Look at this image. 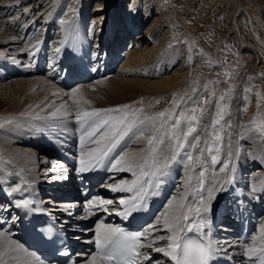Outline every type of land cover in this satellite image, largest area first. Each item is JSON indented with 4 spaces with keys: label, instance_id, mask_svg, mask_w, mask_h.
<instances>
[{
    "label": "bare ground",
    "instance_id": "1",
    "mask_svg": "<svg viewBox=\"0 0 264 264\" xmlns=\"http://www.w3.org/2000/svg\"><path fill=\"white\" fill-rule=\"evenodd\" d=\"M98 1L95 13L98 12L99 14L94 16L91 26L88 27L86 24L87 14L85 9L82 10V8L86 4H90L92 0H76L74 6L68 9L64 15L65 24H61L60 21L57 20V17L62 14V0H19V3H17L16 0H0V114L7 125L11 124L7 127V130H4L1 134L2 136L0 135V157H3V160L0 161L1 195H12L18 201L30 199L35 205H40L39 192L50 186L57 187L58 185V176L56 174H59L57 173L59 172V166L53 167L58 168V170H48L47 163L49 161L46 155L43 153L39 154L36 147L35 149H37V151L31 149L33 148L32 146H37L38 144L40 147L39 149H42L44 146L40 142L43 141V138L37 134L35 138L32 139L30 135H35V126L31 125L30 128L24 125L21 126L20 124L21 122L26 124L29 121L28 119L32 120L31 115L34 116L37 113H39L41 117L40 120H62L65 124L75 119L76 105L73 104L72 100L69 102L64 101L67 93L64 92V90L61 91L58 86L51 84L47 78L36 75L35 67H30L33 61H36L37 57L44 55L50 40H54L53 43L56 44L53 50L55 54L53 56L48 54L50 57L49 62L76 63L78 66H82L85 71L89 69L91 76L96 75V77H99V73L103 71L114 70L112 66L115 65L119 57H121L122 54H120L121 51L119 49L123 44L129 42L132 46L135 45L128 49L127 56L124 54L125 58L122 61L121 68L113 79L105 78L93 84H84V81H82V83L76 86L80 89L78 97H82L85 100H106L108 97L127 99L140 92H151L155 94L166 93L173 91L184 81L187 72L182 66V55L177 54L176 57H174V55L166 56L164 54L162 57L160 53L154 52L149 46L146 47V49L140 50V47L150 40L147 38L148 36H146V33H150L148 32L149 26L147 27L145 35H132L135 34L146 20L151 19L152 12H150L148 6L145 5L147 0H144V3L143 1L134 0V4H136L132 7L134 9L137 5L141 7L142 3L145 5L141 13L144 19L142 20L141 16L140 20H138L139 15L137 17V22L133 23L135 22V18L128 17L125 22L130 25L132 23L135 24L131 31L128 32H126L123 25H121V20L116 19V12L119 5L121 4L122 6L123 1L119 0L118 2L117 0L111 8L108 5L111 0ZM134 9H132V12ZM123 11H126L124 7ZM78 17H80V20ZM100 17H103V19H100ZM232 18L235 20L236 16L234 15ZM157 21L158 17L154 19L153 25L156 24L155 22ZM92 42L96 44V46L90 48V43ZM245 47L248 53L254 56L253 63L255 67L259 61L257 50L251 45ZM58 48L60 49L59 52L57 51ZM179 61H181L182 64L174 71L173 68L178 66ZM20 63L24 64L23 68L19 65ZM11 64L15 67L17 66V70L13 71L12 69L14 66H11ZM85 67H87V69ZM257 69H262V67L257 66ZM12 71V75H14L16 79L14 78V80L9 83H3L5 81L4 77L7 74L9 75ZM28 75H30V77L27 78ZM142 76H144L145 79H140ZM100 83L103 85V90L95 89ZM86 89L90 91L95 89L96 92H89V90L86 91ZM240 99L239 93L236 96L234 106ZM37 105L40 107H37ZM61 105H63L64 110L69 111L70 114L63 118H51L49 113L55 111L56 108ZM81 106L84 107L85 110H89L85 104ZM42 108H44L45 111H41ZM233 113L235 114V111ZM211 114V112L208 113L202 121V125L205 129L210 124ZM18 125H20V127H18ZM8 135H12L13 137L11 136L12 138L3 140V137H7ZM148 136H150V134L144 135L143 139L137 140L136 143L132 144V148L134 147V149L127 151L132 153L143 150V148L138 149L135 147L140 146L141 143H146ZM125 142H120L116 150H114V153L119 151V148L121 150ZM13 145L16 146V148L11 149ZM207 145L205 146L206 148L208 147ZM80 147H82V145L79 146V148ZM145 151L146 150H144V152ZM37 153L43 156L42 159L44 162L40 164V168H43V172L48 174L47 179L39 178L38 173L34 175L36 172L32 173L28 168V162L32 160L36 162L35 165L37 168ZM238 159L240 158L233 156L232 167L227 170V174L224 173L226 175L219 174L216 176L215 167L211 166V161H209L210 158L208 159L207 157L202 163H196L195 171L189 169L193 177L191 184L187 185L189 203L194 204L198 199L199 193L196 191V185L199 180L196 179V176L197 178L199 176L197 170L203 168L205 165L208 169L206 171L208 178L204 180L205 187L219 183L221 185L224 184L227 189L221 190L213 201L210 213L213 221L218 220L224 210L226 201L233 197V193L236 195L237 191L234 190L233 187L238 188L244 182V180L242 181L240 179L242 178L240 172H242L241 174L246 173L248 168L244 166L241 171H236L234 168V161ZM152 161L153 160H149L146 165L149 171H152L154 167ZM241 162L243 163L244 160ZM258 164L259 162L255 158L251 159V166ZM175 166L177 165L173 162L168 171V175L164 178L166 183H163L162 186L157 189L155 195L150 196L156 198L158 195H165V193H167V189L173 184V178L176 177L179 172ZM36 168L34 169L35 171ZM189 170H186V172L181 175L182 179L178 182L179 185L176 187L177 191L175 195L173 194L174 196H179L181 193L185 192ZM110 172L113 173L114 176L115 174L121 175V173H124L114 170ZM51 173H53V176ZM130 176L131 177H126L124 179L130 182L134 179L132 175ZM213 176L218 177V179ZM209 177H211V180ZM256 178L263 180L264 170L255 173L254 179L256 180ZM226 181L230 182L226 183ZM253 186V194L258 195L254 203L260 199L264 200V183L262 185L254 183ZM230 188L231 191L229 193ZM131 195V193H124L123 198H128ZM240 197L244 198L243 195ZM255 197L256 196H253V199ZM48 209L51 210L50 207H48ZM262 227H264V219L259 230ZM158 233L159 235L164 234L163 231ZM10 242L13 241H10L9 237L0 233V244H2L0 247V262L4 261L3 263L9 264L41 263V260L37 258L33 252L25 250L17 242ZM161 242V245H166L167 243L166 241ZM89 259L84 260L82 264H85V261Z\"/></svg>",
    "mask_w": 264,
    "mask_h": 264
},
{
    "label": "rangeland",
    "instance_id": "2",
    "mask_svg": "<svg viewBox=\"0 0 264 264\" xmlns=\"http://www.w3.org/2000/svg\"><path fill=\"white\" fill-rule=\"evenodd\" d=\"M122 1V6L119 3L116 19L121 20V25H123L126 32L129 29V31H131L135 26L133 23L137 22V17L139 15L138 20H140L141 16L142 20L144 19L143 14L141 15L144 10L143 6H148L150 12H152L151 19L146 20L140 26L141 29L139 28L135 34H132L143 36L149 26L148 32L150 33H146V36H148L147 38L150 40L147 43L144 41L145 43L140 47V50L146 49V47L149 46L154 52L160 53L162 57L164 54L166 56L174 55V57H176L177 54L182 55L183 64L179 61L178 66H175L173 69L175 71L182 64L187 75L184 81L171 92L157 94L140 92L127 99L108 97L106 100H91L90 105H86L87 109L91 111L94 108H115L125 104L132 106L129 111L132 109H143L144 111L138 114L137 127H142L144 135L150 134V136L160 127L159 119L154 125L148 123L150 117H158V114L161 112L174 114L182 111L185 115H188L191 114L189 109L193 107L205 109L203 112L197 111L195 113L198 117V123H196L195 126L198 129L202 148H206L205 146L208 144V147L211 146L219 149L218 159L220 163L214 166L215 169H218L222 163L230 162L232 165L233 156H237L240 159L234 161V168L239 172L244 166L249 168V166H251V159L255 158L260 165L258 164L251 167L252 171L250 170L248 171L249 173H243L241 176L246 180L249 190H252L254 183L262 185L264 179L256 178L255 180L254 174L264 170V0H147L145 5L143 4L144 0H139L140 2L143 1L141 4L142 6L140 7L137 5L135 9L132 8L136 5L134 4V0ZM97 2L99 1L92 0L90 4H86L87 6L85 5L82 8V10L85 9L87 14L86 24L88 27L91 26L94 16L99 14L98 12L95 13ZM116 2L117 0H111L108 5L111 8ZM75 3L76 0H62V14L57 17V20H64L65 13L68 9L72 8ZM123 7L126 11H123ZM132 9H134L133 12ZM234 15L236 16L235 20L232 18ZM128 17H134L135 20H133L135 22L131 25L127 24L125 20H127ZM156 17H158V21L153 25V21ZM78 19L80 20V17H78ZM53 41H49V49L55 46L56 43H53ZM128 44L130 43L127 42L123 44L124 47L122 45L119 49L121 51L120 54L123 56L121 55L115 63L118 64L117 68H114L113 71L110 70L99 73V77L102 75L106 76L92 80L88 84L99 82L105 78L113 79L121 68L122 61L129 51L128 49L135 46ZM92 45L96 46V44L92 42L90 48H93ZM247 45H251L257 50L259 61L255 67L253 63L254 56L248 53L245 47ZM124 54L126 55L124 56ZM19 65L23 68L24 64L20 63ZM11 66L14 65L11 64ZM257 66L262 67V69H257ZM16 67L14 66L12 70H17ZM13 71L4 77L5 81L3 83H9L14 80V78L16 79V77L12 75ZM28 77H30V75H28L27 78ZM140 79H145V77L142 76ZM102 86L103 85L100 83L95 89L103 90ZM95 89L91 91L88 90L89 92H96ZM245 89H248V91L245 92ZM60 90L63 91V89ZM88 90L86 89V91ZM64 92L67 93L64 101L69 102L71 100L69 97V90H64ZM239 93L241 99L234 106L236 96ZM221 96L225 97L223 101L219 99ZM234 111L235 114L233 113ZM210 112L212 113L209 121L210 124L205 129L202 125V121ZM36 115H31L32 120L28 119L27 125L23 122L20 123L21 126L24 125L30 128L31 125L35 126V136L39 133L43 136H48L52 131L53 134L56 133L57 135L63 136L72 135L76 139H79L81 136V132H78L81 129L80 124L74 123L71 125L72 121L70 119H68L70 121L65 124L62 120L36 119ZM140 120L145 121L147 126H141L139 124ZM213 121H218V123L213 126ZM10 125L5 123L4 118H2L0 114V135L4 130H7V127ZM183 126L185 125L182 122V127ZM18 127H20V125H18ZM38 127L42 129L47 128L48 131L44 130L38 133ZM133 132H136L135 128ZM213 133L217 134L220 139L217 140ZM53 134L50 136L54 137ZM196 134L197 133H193V135ZM11 136L12 135L3 137V140L10 139L13 137ZM39 136L41 135L39 134ZM30 137H34V135L31 134ZM126 138H130L131 142H129L127 146L126 140L122 141L125 142L124 146L129 148L128 151L134 149V147L132 148V144L137 142L135 136L130 133L129 136L124 139ZM54 139H59V137L56 136ZM191 139L192 137H189V140ZM80 144L81 141H79V146H81ZM32 147L31 149L33 150L35 147L37 149L40 148L39 144ZM92 147H94V145H92ZM14 148H16V146L13 145L11 149ZM135 148H143V150H146V158L148 161L152 160L147 154V143H141L140 146ZM37 149L34 151H37ZM118 150L120 151V148ZM188 151L192 153L194 160L199 156L196 149H188ZM230 153L231 156L229 155ZM39 154H37L36 159L38 164L37 168L35 165L36 162L33 160L28 162V168L32 173L36 172L34 175L38 173L39 178L47 179L48 174L43 172V168H40V164H42L44 160L42 159L43 156ZM206 157L208 159L210 158L207 151L200 157V161L203 162ZM2 160L3 157H0V161ZM242 160H244L243 163L241 162ZM174 163L177 165L175 167H179L181 175L186 172V170H189L183 153L181 157L178 158V161ZM47 165L48 170H58V168H53L57 166L55 161H49ZM35 168L36 171L34 170ZM203 169L206 171L208 170L206 165ZM59 170L61 169L59 168ZM199 170H197V172ZM206 171L204 180L208 178ZM224 173L227 174V170L223 173L216 171V176ZM51 175L53 176V173H51ZM130 175L129 172L124 171L123 174L121 173V178L131 177ZM187 175H189V173ZM216 176L213 177L218 179ZM210 178L211 177H209V179ZM196 179L199 180L200 178L196 176ZM243 184H241V186L245 188ZM235 188L237 187H233L234 190H236ZM176 191L177 189L175 192ZM230 191L231 188L229 193ZM253 191L254 186L252 193ZM236 196H242V193L237 191ZM1 246L2 244H0V247ZM3 262L4 261L0 263L9 264Z\"/></svg>",
    "mask_w": 264,
    "mask_h": 264
},
{
    "label": "snow or ice",
    "instance_id": "3",
    "mask_svg": "<svg viewBox=\"0 0 264 264\" xmlns=\"http://www.w3.org/2000/svg\"><path fill=\"white\" fill-rule=\"evenodd\" d=\"M19 3V0H16ZM103 19V17H100ZM65 24L64 20L60 21ZM35 47V46H34ZM59 52L60 49L58 48ZM69 74L74 69L69 66ZM251 79V78H249ZM248 89H245L247 92ZM71 100L75 109V120L81 127V145L84 150L79 157V173H87L96 167H104L107 161V170L118 172H129L134 179L130 182L120 179L109 185L113 193H131L128 198L119 199V208L116 209V215L124 219L133 217L135 213L142 211L147 205V198L155 195L173 162L183 157L187 161V167L195 171V165L200 161V157L207 151L210 157L211 165L220 163L218 159L219 149L211 146L201 147V140L198 129L195 126L198 123L197 111L203 112L205 109L195 107L189 109L191 114L185 115L182 111L174 114L161 112L158 117H150L148 123L154 125L159 119L160 127L156 129L151 136L147 138V154L154 163L152 171H149L146 165L144 150L140 152L129 153L122 151L111 155L119 143L125 137L132 133L136 140L143 139L144 130L137 127L138 114L143 109H129L131 105L125 104L115 108H94L91 111L85 110L82 104L90 105L91 101L78 97L79 87L69 90ZM55 95V93H54ZM175 99V98H174ZM221 101L224 96L219 98ZM37 107H40L37 105ZM41 111H45L44 108ZM70 114L64 110V106L56 108L49 113L51 118H63ZM36 119H41L37 113ZM182 122L185 126L182 127ZM218 121H213V126ZM141 126L146 127L143 120L139 121ZM136 132H133V129ZM193 133H197L193 135ZM216 139L220 137L213 133ZM189 137H192L189 140ZM94 145V147H92ZM188 149H196L199 153L196 160ZM231 156V153L229 154ZM232 167L231 163H222L215 171L225 172ZM191 171L186 180V190L179 196H172L166 203L163 213L154 218V222L147 225L142 231H127L121 227H114L110 224L101 222L97 225L95 233V254L85 261V264H144L145 261L152 262V252L162 253L172 264H210L218 258V253L223 252V256L231 259L229 249L231 244H226L222 248L210 238L212 217L211 209L216 195L221 190H227L224 185L219 183L205 187L204 176L205 169L198 171L200 177L196 191L199 193L198 199L194 204L189 203V193L187 185L192 182ZM230 181H226L228 183ZM27 201H18L20 204H27ZM111 199L93 198L90 201L91 207H99L105 212L111 209L107 205H113ZM162 217V219H161ZM163 231L164 234L155 233ZM259 243L257 247V237L253 235L251 243L245 242V255L250 261L259 259L260 264H264V227L260 230ZM192 234V235H189ZM143 238V240H142ZM166 241V245H159L158 242ZM15 243V242H10ZM54 243V242H53ZM147 248L150 251H141ZM160 264V261H155Z\"/></svg>",
    "mask_w": 264,
    "mask_h": 264
}]
</instances>
